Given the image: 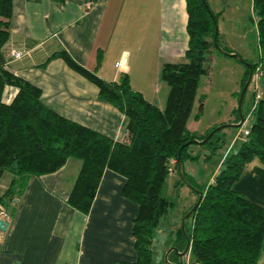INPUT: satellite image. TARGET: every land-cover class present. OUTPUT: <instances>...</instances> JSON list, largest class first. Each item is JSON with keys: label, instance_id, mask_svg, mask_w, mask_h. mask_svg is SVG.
<instances>
[{"label": "trees", "instance_id": "trees-1", "mask_svg": "<svg viewBox=\"0 0 264 264\" xmlns=\"http://www.w3.org/2000/svg\"><path fill=\"white\" fill-rule=\"evenodd\" d=\"M184 2L187 35L184 62L163 64L160 68L159 79L168 89L162 110L132 91L125 74L114 81L102 80L94 71L75 63L64 50L46 59V62L61 60L69 70L95 86L99 100L127 119L124 139L120 142L58 116L41 104L37 88L0 66V176L7 172L12 177L0 195V210L10 216L14 200L21 195L30 177L54 173L71 158L79 161L80 166L66 204L86 214L102 173L109 170L122 178L120 196L136 206L130 229L135 260L117 264H152L153 234L174 206L173 201L161 196L169 160L173 159L175 171L178 166L180 169L178 183L192 190L195 201L198 192L201 198L182 225L171 233L165 262L182 264L179 254L185 251L184 254L191 255L192 264H256L264 247V210L235 192L233 184L253 160L264 164V101L259 99L250 108L254 121L246 140L241 141L234 153L228 152L223 157L213 183L203 188L193 186L181 170L182 160L189 158L186 147L194 144L193 140L202 141L213 128L198 136L186 129V123L198 79L207 74L204 64L209 61V53H219L220 47L215 15L208 11L203 0ZM251 8L255 16L258 59L255 64L247 65L251 73L257 68L264 78V0H251ZM10 15L11 0H0V50L8 42ZM99 62L100 56H97V66ZM244 66L240 88L248 74V67ZM5 87L16 89L8 104L3 102ZM233 113V122H238L237 111ZM202 144L213 153L221 139L213 133ZM186 220L190 221L188 229L184 228Z\"/></svg>", "mask_w": 264, "mask_h": 264}, {"label": "crops", "instance_id": "crops-1", "mask_svg": "<svg viewBox=\"0 0 264 264\" xmlns=\"http://www.w3.org/2000/svg\"><path fill=\"white\" fill-rule=\"evenodd\" d=\"M185 25L184 0H11L0 66L37 88L41 104L58 116L120 142L127 119L99 100L95 86L61 60L46 59L64 50L102 80L125 74L131 90L161 110L168 89L159 71L163 64L184 62ZM9 51L27 55L13 60ZM15 93L5 87L3 102L8 104ZM79 166L69 158L54 173L27 180L0 240V264L135 260L130 229L136 206L120 196L122 178L105 170L89 211L81 214L66 204ZM11 178L7 172L1 174L0 195ZM233 190L264 210V164L249 163ZM256 264H264V247Z\"/></svg>", "mask_w": 264, "mask_h": 264}, {"label": "rangeland", "instance_id": "rangeland-1", "mask_svg": "<svg viewBox=\"0 0 264 264\" xmlns=\"http://www.w3.org/2000/svg\"><path fill=\"white\" fill-rule=\"evenodd\" d=\"M203 2L208 11L215 15L218 46L230 53L220 49L219 53L215 51L209 53V61L204 64L207 67V74L201 75L198 79L195 98L187 119L188 131L202 136L215 128V135L221 139V144L213 153L203 144L194 143L186 147L185 151L189 158L182 160L181 170L196 188L210 184L220 168L224 154L234 153L238 149L241 138L237 137V134L239 135L242 128H249L254 121V114L249 113L254 92L258 97L264 98V86L261 84L264 78L260 77L255 84L251 82L247 85L239 100L244 65L255 64L258 59L255 16L251 0H203ZM238 105L244 121L242 120L238 127L232 128L229 125L233 123L235 116L233 111H237ZM174 164H169V172L161 189V196L173 201L174 206L172 211L162 218L158 230L153 234L150 245L152 264H168L165 262V256L171 233L182 225L181 220L183 222L185 219L189 207L196 203L192 190L178 183L181 177L179 172L175 171ZM189 227L190 221L186 220L184 228ZM179 258L182 264L193 262L189 252L179 255ZM168 259L171 260V256H168Z\"/></svg>", "mask_w": 264, "mask_h": 264}, {"label": "built area", "instance_id": "built-area-1", "mask_svg": "<svg viewBox=\"0 0 264 264\" xmlns=\"http://www.w3.org/2000/svg\"><path fill=\"white\" fill-rule=\"evenodd\" d=\"M27 52L25 51H9V58L13 59V60H18L21 59L22 57L26 56ZM118 63L115 64V68L118 67ZM261 77L260 72L258 71V69L256 68L250 75V79H249V83L253 82V84H255V82H257V80ZM256 91V90H255ZM255 97H257L255 99ZM259 100V97L257 95L256 92H254V100L251 106V109L254 108V106L256 105V102ZM244 121V119H242ZM243 129V130H242ZM239 135L237 134V137L241 138L242 142L244 140H246V137L248 135V128H242ZM175 163V161L173 159L169 160V164L173 165ZM169 172V170H168ZM213 183V180L210 181V184ZM0 220L7 223L8 222V215L3 212L2 210H0ZM3 232H0V240L2 238Z\"/></svg>", "mask_w": 264, "mask_h": 264}, {"label": "water", "instance_id": "water-1", "mask_svg": "<svg viewBox=\"0 0 264 264\" xmlns=\"http://www.w3.org/2000/svg\"><path fill=\"white\" fill-rule=\"evenodd\" d=\"M214 37H215V35H214ZM246 66L248 67V74H247V77L245 79V82H244V84H243V86L241 88V91H240V94H239V100L242 98V95H243V93H244L247 85L249 84V79H250V75H251V69H250L249 65L246 64ZM237 113H238V123L237 124H233V125H229V127L236 128V127L239 126L240 122L242 121V116H241V114L239 112V105L237 107ZM214 131H216V129H213L202 141L193 140V143L198 144V145H201L202 143H204L212 135V133H214ZM178 172L180 173L179 166H178ZM197 196L198 197H197L196 203L191 207V209L185 214L184 217H186L196 207L198 201L201 198L199 192L197 193ZM181 224H182V220H181ZM6 227H7V223H5V222H3V221L0 220V232H5ZM187 247H188V243L186 242L185 250L187 249ZM184 253H185V251L181 252L179 255H184Z\"/></svg>", "mask_w": 264, "mask_h": 264}]
</instances>
